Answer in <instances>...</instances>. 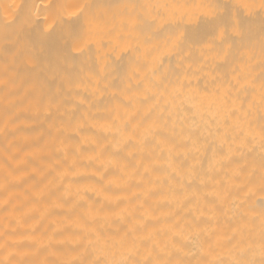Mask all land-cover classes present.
Here are the masks:
<instances>
[{
    "label": "bare ground",
    "instance_id": "obj_1",
    "mask_svg": "<svg viewBox=\"0 0 264 264\" xmlns=\"http://www.w3.org/2000/svg\"><path fill=\"white\" fill-rule=\"evenodd\" d=\"M0 264H264V0H0Z\"/></svg>",
    "mask_w": 264,
    "mask_h": 264
}]
</instances>
